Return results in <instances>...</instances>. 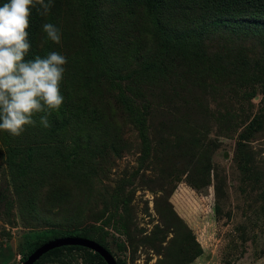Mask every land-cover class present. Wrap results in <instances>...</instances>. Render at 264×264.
Returning a JSON list of instances; mask_svg holds the SVG:
<instances>
[{"label":"rangeland","instance_id":"obj_1","mask_svg":"<svg viewBox=\"0 0 264 264\" xmlns=\"http://www.w3.org/2000/svg\"><path fill=\"white\" fill-rule=\"evenodd\" d=\"M150 12L96 0L84 18L79 0L60 21L75 34L60 43L65 99L81 109L59 119L81 140L50 133L39 115L20 136L0 131V264H22L60 231L90 235L118 264H264V33L199 24V61L197 47L167 38L186 22L167 13L153 27ZM150 51L158 70L143 73ZM77 53L91 82L71 79ZM99 112H114L108 130ZM85 255L63 249L37 264H101Z\"/></svg>","mask_w":264,"mask_h":264},{"label":"trees","instance_id":"obj_2","mask_svg":"<svg viewBox=\"0 0 264 264\" xmlns=\"http://www.w3.org/2000/svg\"><path fill=\"white\" fill-rule=\"evenodd\" d=\"M71 1L73 3L68 6L67 0H53L54 6L50 9V12L47 16L40 15L36 9L32 10L31 27L30 29H28L30 33L29 38L31 41L32 48H31V52L29 53V57H27L28 59L34 58L36 55L44 57L51 51L60 52V47H61L60 44H55L54 42L50 41L47 38V34L43 31L42 26L44 23H52L61 29L62 44L66 45L70 41V39L73 41L75 34L72 36L71 30L70 28H68L65 22H62L61 26L59 25L60 21L63 20V17L71 14L79 4V0H71ZM95 1L96 0H81V7L84 18L92 17V6L95 4ZM118 1L126 5L132 4L133 6L140 4L147 5L148 9L151 11L150 12L151 20L154 19L152 21L153 27L154 24L160 23L157 21H161L163 20V18H166L167 13H168V17H170L171 19H174V15L178 18H182V20H184L183 22L184 23L186 22V25H188V28L186 30L183 29V31H181V33L176 36L167 34V38L173 44V46L179 48V50L188 46L190 47V51H193V49L197 47V50L196 52H194V54L197 57H199V61H203L204 57H206V54H204V52L198 47V45L200 46L201 43V40L199 41V38L202 39L201 31L204 28L221 27L227 29L230 33L231 31L236 33L242 30H248L249 28L251 31L258 32L260 34L264 33V0H118ZM5 2H7V0H0V6H2V4ZM84 20L83 22H85L86 24L87 23L90 24L88 18ZM68 21L69 20H66V23H68ZM199 24L202 25L201 26L203 28L202 30L201 29L199 30V26H200ZM160 33H161V26L160 27L156 26L155 34H160ZM198 33L200 34V36H197ZM83 35H84V39H86L85 32L80 34L79 36H83ZM166 45H168L169 48L167 49V53L170 54L171 46L170 44H166ZM139 47H140L139 45H135L136 53L139 50ZM160 47L164 48L165 46L161 43ZM76 52H78V50H76ZM141 52L143 51L140 49V53ZM189 53L190 52H185L183 55L187 56L189 55ZM151 54L153 57L149 62L144 57V60L141 63V65L137 66L138 67L137 69H139L143 73H147L150 69H154V71L158 70V67L156 68V64L159 66L160 56L157 55L155 52H151ZM78 55L79 57H76V59L73 60V68L75 70V73L73 74L71 79L84 76L88 82H91V80L89 79V73L87 71H84L86 60L81 56V53H77V56ZM104 56L105 57L101 60L102 65L106 62H111V56L107 51H105ZM100 59L101 57L99 58V60ZM197 63L199 64V62ZM199 65L203 66L206 64H199ZM84 82H86L85 79ZM69 84L70 82L67 80V77L64 76V81L61 85V86H66L67 88L65 91L61 90L64 97L67 94ZM82 94H84V92H82ZM83 108L87 110L88 106L84 105ZM79 109H81L80 104L75 103L71 99V97L69 101H66V99H64V103L62 107L59 109V111L53 112L52 115L48 117L51 125L50 127H48L49 132L54 135L58 134L60 137L65 139L69 138L72 143L79 142L81 139L78 138V135L75 134L74 136L67 130V124L69 122V118L63 115L62 119H59L61 112L63 114L65 113L66 115H69V117H72L73 115L79 114ZM95 112L97 113L98 111ZM99 113L100 116H102V118L105 119L103 125L106 126L104 128H100L99 131L108 130V128H110L111 125L109 122V115L110 116L113 115L114 112H103V114L101 112ZM107 224L109 225V223L105 219L103 223H100V225L97 226V228H103V226ZM64 236H80V237H87L92 239L90 235L84 233L60 231L55 235L45 238L42 242L33 245L32 247L29 248L28 252L31 253L35 248H37L39 245H41L46 241ZM97 236L98 235L96 234L95 238ZM98 243L104 246L102 242H98ZM63 249L84 250L87 252V255H85L83 259L85 263L91 262L95 258H98L101 264H106L98 253L93 252L88 248L77 245H67V246L54 248L52 250H49L44 255H42L39 258V260L45 257L46 255L57 253L58 251H62ZM39 260H37L34 264H37Z\"/></svg>","mask_w":264,"mask_h":264},{"label":"clouds","instance_id":"obj_3","mask_svg":"<svg viewBox=\"0 0 264 264\" xmlns=\"http://www.w3.org/2000/svg\"><path fill=\"white\" fill-rule=\"evenodd\" d=\"M53 6V0H7L0 6V131L12 136L36 126L37 115L43 127H50L48 117L64 103L61 85L67 57L51 51L27 58L32 10L47 16ZM42 27L50 41L61 43L60 28L52 23Z\"/></svg>","mask_w":264,"mask_h":264},{"label":"water","instance_id":"obj_4","mask_svg":"<svg viewBox=\"0 0 264 264\" xmlns=\"http://www.w3.org/2000/svg\"><path fill=\"white\" fill-rule=\"evenodd\" d=\"M77 245L90 249L93 252L98 253L106 264H118L113 254L97 241L80 236H64L58 237L35 248L23 261L22 264H34L42 255L57 247Z\"/></svg>","mask_w":264,"mask_h":264}]
</instances>
